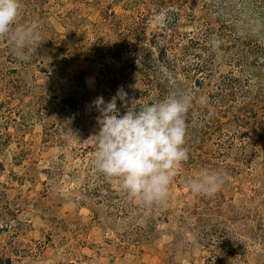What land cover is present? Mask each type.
Here are the masks:
<instances>
[{
  "label": "rangeland",
  "instance_id": "1",
  "mask_svg": "<svg viewBox=\"0 0 264 264\" xmlns=\"http://www.w3.org/2000/svg\"><path fill=\"white\" fill-rule=\"evenodd\" d=\"M33 20L28 62L0 39V264H264V0H22ZM118 90L120 114L193 95L165 203L93 167ZM203 168L231 180L193 195Z\"/></svg>",
  "mask_w": 264,
  "mask_h": 264
},
{
  "label": "clouds",
  "instance_id": "2",
  "mask_svg": "<svg viewBox=\"0 0 264 264\" xmlns=\"http://www.w3.org/2000/svg\"><path fill=\"white\" fill-rule=\"evenodd\" d=\"M21 4L22 0H0V39L8 41L18 60L28 62L40 40L39 25L35 20L17 22ZM209 43L213 50L221 45L216 37ZM117 100L135 102L123 90L109 101L101 96L93 102L100 113L98 131L90 138L93 167L108 179H118L129 200L144 207L165 203L180 165L189 159L186 118L193 95L171 90L164 99L138 110L130 107L124 114ZM230 180L223 170L203 168L187 178L186 185L193 195L212 197Z\"/></svg>",
  "mask_w": 264,
  "mask_h": 264
}]
</instances>
